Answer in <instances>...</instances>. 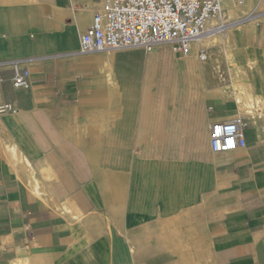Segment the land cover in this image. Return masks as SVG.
Instances as JSON below:
<instances>
[{"label":"crops","instance_id":"obj_1","mask_svg":"<svg viewBox=\"0 0 264 264\" xmlns=\"http://www.w3.org/2000/svg\"><path fill=\"white\" fill-rule=\"evenodd\" d=\"M99 1L0 0V264H264V107L212 92L226 60L227 81L200 61L198 91L168 45L82 52ZM237 10L228 45L264 99V0ZM238 113L246 147L214 153L211 124Z\"/></svg>","mask_w":264,"mask_h":264},{"label":"built area","instance_id":"obj_2","mask_svg":"<svg viewBox=\"0 0 264 264\" xmlns=\"http://www.w3.org/2000/svg\"><path fill=\"white\" fill-rule=\"evenodd\" d=\"M244 0H100L90 26L82 34V52L141 48L153 52L170 46L179 58H190L194 41L213 25H224L234 8ZM199 61L209 60L207 49L197 50ZM216 71L223 75L221 64ZM29 72L17 70L16 87L29 88ZM0 105V113L9 111ZM246 121L238 113L210 126L209 145L214 153H226L246 147Z\"/></svg>","mask_w":264,"mask_h":264},{"label":"bare ground","instance_id":"obj_3","mask_svg":"<svg viewBox=\"0 0 264 264\" xmlns=\"http://www.w3.org/2000/svg\"><path fill=\"white\" fill-rule=\"evenodd\" d=\"M230 20H232L231 12L229 14L228 22H232ZM231 29H232V26L213 25L204 34L200 35L199 37L195 39L193 48L194 50H196V52L198 48L200 47L210 49L212 47H217L220 45V47L222 46L224 48V52L226 54L225 55L226 61L229 65L228 67L230 68V73L232 74V84L231 85H229L228 83L220 84L219 86L214 87L212 92L216 94L220 92L229 93L231 91H234L235 97L238 99V102H239L240 113L241 114H252L254 112V108L264 107V99L261 97L260 99L256 100L253 92L251 91L248 85L249 76L247 74L246 69L242 67L243 63H242V58H241L242 57L241 48L239 50H236V49L231 48L228 45V38L230 37ZM240 44H242L241 40H240ZM213 52H217V50L216 51L214 50ZM194 55L195 57L192 59V61H190L191 67H190L189 72H192L193 76L199 82L202 83L204 81V73L201 68L200 61L197 57V53H195ZM209 58L211 59V56H209ZM249 64L252 66L253 64L252 59H250ZM106 70H107V78H108L109 83L113 87L116 86L113 80V77H112L110 63L106 64ZM227 87H229L230 90L226 91L225 88ZM4 148L8 152L9 157L14 163L16 170L18 171L25 170L27 172L29 186L42 197L43 192L40 190L41 180L37 176L35 169L33 168L31 162L27 158H25L22 153L19 152L15 144L14 145L4 144ZM16 264H29V262L28 260H23V261L17 262Z\"/></svg>","mask_w":264,"mask_h":264},{"label":"rangeland","instance_id":"obj_4","mask_svg":"<svg viewBox=\"0 0 264 264\" xmlns=\"http://www.w3.org/2000/svg\"><path fill=\"white\" fill-rule=\"evenodd\" d=\"M240 14L241 13L238 10H237V12L235 14L232 13V20H230L232 22H226V24H224V25H226V26H234L236 23L239 22V20L238 21L237 20L235 21V18L239 17ZM214 50L215 51L217 50V52H213ZM207 53L209 54V56H211V59H209L208 61L212 60V63L211 64H212V66L214 68H216L217 63L221 64V66H222V72L225 71V74L223 76L226 77V81H227L229 79V76H228V73H227L228 71H227V67H226V63H225V60H226L225 55L226 54L224 52V48L222 46L220 47V45L217 46V47H212L210 49H207ZM191 56L193 58L195 57L194 52L191 54ZM214 70H216V69H214ZM193 84H196L197 90L198 89H201L200 82L197 79H196L195 82H193ZM228 84L229 85L232 84V78H231V81Z\"/></svg>","mask_w":264,"mask_h":264}]
</instances>
